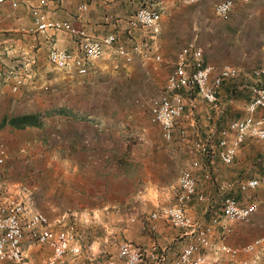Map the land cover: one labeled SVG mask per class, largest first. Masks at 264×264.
Returning <instances> with one entry per match:
<instances>
[{
  "label": "rangeland",
  "instance_id": "374dc122",
  "mask_svg": "<svg viewBox=\"0 0 264 264\" xmlns=\"http://www.w3.org/2000/svg\"><path fill=\"white\" fill-rule=\"evenodd\" d=\"M220 1L155 0L163 8L159 36H153L143 28L129 31L127 19H123L122 23H117L116 19L100 21L103 32L89 35L99 38L113 33L117 41L102 59L89 63V73L85 76L59 71L49 63L48 56L53 49L59 48L58 45L65 46L59 49L66 48L65 39L59 36L60 40H55L57 32L48 31L37 37L21 31V28H27L26 24L33 22V8H38L52 20L49 16L54 10L47 7L46 1L18 0L16 8H12L10 3L1 5L0 15H3L6 24L0 26V42H4L0 45V118L4 114L13 117L37 113L43 127L28 128L22 132L0 131V151L4 149L8 152L6 166L12 167L13 171L21 168L35 173L38 166L41 171L45 168V173L39 177L43 184L37 203L30 198L32 196L28 191L13 182L0 190V197L20 198L34 210L50 216V219H55L53 212L57 210L54 206L58 203L64 210L72 206L77 201V195L66 191L72 188L69 180H76L77 176L73 177L70 166L73 160L85 159L87 155L83 147L79 153L76 151L78 147L74 150L69 147V138L77 129L82 134L100 131L106 134L104 144L113 149V146H119L126 150L122 152V157L124 169L131 172L129 180L135 182L132 196L145 200V210L150 213L155 208L159 210L176 202L178 179L184 170L189 169L196 175L201 193L205 188L201 185L205 173L212 176L214 187L217 182L230 180L228 176L232 174L237 177L232 180L261 176L264 171V142L249 138L246 151L251 150L252 153L249 155L248 151L240 149L231 166L222 165L217 157L202 155L201 169L193 170L188 147L180 145L178 137L172 142L165 141L160 127L151 121L150 104L154 98L166 93L167 78L173 71L178 54L189 42H195L203 49L206 63L217 68L232 65L240 70L237 79L225 81L219 89L220 113L213 112L197 94L180 93L186 110L194 114L195 127H189L191 139L205 137L210 129L225 127L230 121L246 116L251 97L248 87L255 83L250 79L251 72L264 64V0H233L236 16L227 21L215 14V5ZM136 7L138 5L135 6L133 1L131 12ZM71 42L77 45L76 39ZM120 45L131 52V61L115 53ZM135 47H140L142 53H135ZM145 54L148 56L145 57ZM156 56H160L161 61H152ZM19 78L23 80V85L14 93L11 88ZM210 116H213L212 120H209ZM4 128L11 130L8 125L1 126L0 130ZM22 149L25 151L21 152ZM156 169L159 178L166 181L157 190L155 185L149 184L153 180L149 177H153L151 173ZM80 176L85 182V171L80 172ZM60 189L62 193L58 192ZM239 194L237 198L241 204L256 201L259 206L247 223L222 224V228L230 229V232L224 234L225 230L221 231L218 240L236 247L264 235V188ZM58 196L60 200H57ZM194 202H213L219 209L221 199L217 195L214 199L207 200L206 197L205 202ZM145 216L150 218L149 213ZM69 222L66 220L64 227L75 225L73 217ZM156 229L150 231L155 232ZM216 232L217 228L212 237L214 246L218 245L213 241ZM181 241L182 248L187 240L183 237ZM130 244L146 256L141 246ZM208 253L212 256V250ZM220 261L234 264L237 260L222 257Z\"/></svg>",
  "mask_w": 264,
  "mask_h": 264
},
{
  "label": "built area",
  "instance_id": "2783aa9c",
  "mask_svg": "<svg viewBox=\"0 0 264 264\" xmlns=\"http://www.w3.org/2000/svg\"><path fill=\"white\" fill-rule=\"evenodd\" d=\"M138 7L128 20L129 31L143 28L153 36L161 34L163 8L155 0H136ZM250 2L252 0H246ZM10 3L12 8L18 7L16 0H0V5ZM87 6L80 8L81 12ZM215 14L222 20H230L236 16L233 0H222L215 5ZM33 33L44 34L53 31L65 37L77 40V50L69 51L55 48L48 56L49 63L57 70L85 76L89 73V63L99 61L108 49L116 44L113 33L94 38L84 29L74 25L72 21H54L48 19L38 8L32 9ZM135 53H142L140 47L134 48ZM115 53L126 61L133 56L128 49L120 45ZM148 55L145 54V57ZM152 61H161L156 56ZM14 69V68H13ZM240 70L232 65L219 68L206 63L204 51L195 42H189L178 54L172 73L165 84V94L154 98L150 104L151 121L157 124L162 137L172 142L178 137L179 144L188 147V156L193 170H200V156L217 157L224 166H231L247 138H255L264 142V64L254 68L250 79L255 83L248 87L251 95L246 108V116L232 120L225 127L212 128L205 137L191 139L189 127H195L193 111L186 110V103L181 92L197 94L213 112L220 113L222 105L218 96L224 82L237 79ZM2 73H0V82ZM23 85L21 78L16 79L12 92H18ZM170 94V95H168ZM193 110V109H192ZM213 116L209 117L212 120ZM191 122V125L189 124ZM22 149L21 152H24ZM8 158V152L0 151V165ZM212 176L205 173L204 184L213 183ZM179 194L173 205L154 211L150 219L151 230L156 229V221L164 219L175 230H181L187 242L172 264H212L214 260L228 257L239 260V264H261L264 262V235L255 238L245 245L236 247L228 243L212 244L216 227L225 222L247 223L256 212L259 202L241 204L235 196L236 192L247 193L251 190L264 188V171L255 176L237 181L215 183L217 195L221 199L210 208L211 216L207 223L193 219L189 206L194 202H205L206 197L199 191V180L191 170H184L178 179ZM223 230H225L223 228ZM230 229L225 230V233ZM84 231L74 226L64 227L61 220H51L47 215L34 210L23 200L15 196L0 197V262L10 264H29L24 250L26 241L49 247L52 251L46 264H63L68 255L78 256ZM212 250V256L209 255ZM243 256L244 258H240ZM166 256H159L164 263ZM120 261V262H119ZM110 264H149L144 253L128 242L119 246L118 261Z\"/></svg>",
  "mask_w": 264,
  "mask_h": 264
},
{
  "label": "crops",
  "instance_id": "0c3cea01",
  "mask_svg": "<svg viewBox=\"0 0 264 264\" xmlns=\"http://www.w3.org/2000/svg\"><path fill=\"white\" fill-rule=\"evenodd\" d=\"M16 1L18 2V0ZM38 1L40 0H34V2L37 3ZM43 1H46L45 4L47 3L48 8L54 10L50 16L48 15L52 20L72 21L75 26L86 30L88 34L92 32H94L93 34L103 32L99 25L100 21L109 22L116 19L115 21L117 23H122L123 19H127V24L132 15L129 16V14L136 10L135 9L131 12V4H133L134 1L135 6L138 5L136 0ZM82 6H87V10L81 12L80 8ZM1 8L3 7H0V9ZM98 9L100 11H98ZM0 21V26L6 24L3 21V15H0ZM26 25L27 28H21V31L24 33L37 37L43 35L31 31L33 28V22ZM52 34L54 33L52 32ZM10 35L12 36L13 34ZM55 35L57 36L55 38L57 41L60 40L59 36L66 40V50H77V45L75 46L71 42L73 38L65 37L60 33ZM53 40L54 39H52V41ZM2 43L0 42V45ZM58 47L65 46L58 45ZM229 103H231V101ZM25 114L28 113H23L21 115ZM6 118L10 119L11 117L4 114L0 118V124ZM0 131L10 132L12 129L8 130L7 128H4V130ZM95 131L92 132V134H82L77 129L75 130L74 135L72 134L70 136L71 138H69V147L71 149L74 150L78 147L76 151L79 153L83 147L85 149L84 153L87 154L85 159L73 160L70 166V171L73 172L72 174L74 175L73 177L77 176V179L73 180L72 178L69 180V186L72 188L66 192L76 193L77 201H74L75 203L72 206H69L67 210H64V208L60 206V203H58V206H54L55 210H57V212H53V217L55 219L51 220H61L63 225L66 220L71 222L73 217V223L75 224L74 227L78 231H84V236L80 242L82 249L81 254L78 256L68 255L63 264H110V262L118 261L119 246L123 242H130L136 246H141L146 252V260L149 264H163L159 260V256L161 255H165L167 258V263L165 264H172V261L179 255L182 249L181 245L183 242L181 241V238L184 237L182 231L172 229L164 219L156 221L157 229L155 232L150 231V218L145 216V214L149 213L151 216L152 212L157 208L150 213L145 210V200L140 201V198L137 196H132L131 189L135 182L134 180H129L131 172H127L126 169H124L125 162H123L122 157V152H125L126 150L124 151L119 146H113V149L104 144L103 141L104 138H106V134H103L100 131ZM248 139L249 138H247V140ZM246 141L244 143L245 145H242L241 150H245L244 152L248 151V154L250 155L252 151H246V148L248 147ZM7 163L8 161L6 160L3 164L5 168H3V165H0V168L2 167V169H0V190L3 188L6 189V186L10 185V182H13L15 186L28 191L32 196L30 198H33L34 202L37 203L41 185L43 184L39 180V177L45 173V168H42L41 171L37 166L35 173L31 171L29 172V169L23 170L21 168L18 171H13L12 167L9 168V166H6ZM84 171L85 182L81 180L80 176V172ZM157 172L158 170L156 169L151 173L153 177H149L153 178L151 181L152 183L149 182V184L155 185L156 190L159 186L162 188V185L166 184V181L163 178H159ZM228 177L230 178L228 181H237L232 180L236 177L233 174ZM60 183L61 182H59L58 185H60ZM201 185L205 186L204 191H202L201 188L200 190L206 194L207 200L208 198L214 199L217 197L216 187H214L212 183L204 184L202 182ZM126 187L128 188L125 189ZM58 192L62 193L61 189L58 190ZM129 193L130 195H128ZM126 195L128 197H126ZM239 195L240 194L237 193L235 196L239 197ZM60 199L61 198L58 196L57 200ZM155 205L156 207L159 206L157 202H155ZM212 205L213 202H194L189 206L188 213L193 219L207 223L210 220L212 211L210 208ZM147 219L149 221L148 223ZM65 225L66 223L63 226ZM69 227H71V225ZM216 228L217 232L213 241L219 244L221 241L218 239L220 238V232L223 231V228L219 226ZM23 247L29 264H46V260L52 253L49 247L30 241H26ZM240 258L244 257L241 256ZM219 260L220 258L214 260V263L212 264H224L221 263L222 261L219 262ZM237 261H234V264H239L240 259ZM0 264L10 263L0 262ZM262 264H264V262Z\"/></svg>",
  "mask_w": 264,
  "mask_h": 264
},
{
  "label": "trees",
  "instance_id": "16d2710c",
  "mask_svg": "<svg viewBox=\"0 0 264 264\" xmlns=\"http://www.w3.org/2000/svg\"><path fill=\"white\" fill-rule=\"evenodd\" d=\"M10 126L12 130H26L28 128H42L43 122L37 113H28L3 120L0 126Z\"/></svg>",
  "mask_w": 264,
  "mask_h": 264
}]
</instances>
